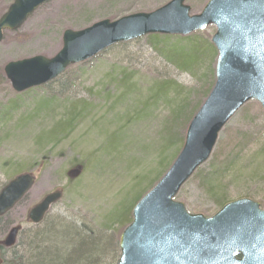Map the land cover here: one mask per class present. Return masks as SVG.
<instances>
[{"label": "rangeland", "instance_id": "rangeland-1", "mask_svg": "<svg viewBox=\"0 0 264 264\" xmlns=\"http://www.w3.org/2000/svg\"><path fill=\"white\" fill-rule=\"evenodd\" d=\"M168 1L47 0L18 29L3 31L0 188L22 171L36 174L29 192L0 219V238L11 226L22 225L16 245L3 250L5 259L23 250L33 227L25 222L27 209L60 188V198L38 227L58 221L107 235L113 252L108 261H115L119 235L131 219L127 206L172 162L167 158L182 145L188 124L183 113L193 107L195 112L214 82L217 52L210 38L215 26L184 36L156 34L152 39L146 35L127 44L119 56L113 49L100 53L69 69L71 77L61 90L44 85L14 92L3 66L35 55L53 56L65 29L80 30L101 19L150 12ZM11 2L0 0V15ZM206 2L185 0L190 15L198 14ZM177 63L183 69L197 66L181 72L175 68ZM165 79H173L176 88L149 99L154 89L164 88L155 84ZM180 102L185 105L183 113L169 125L168 116ZM70 116L71 127H63ZM76 164L82 169L70 179L66 172ZM208 180L214 185H208ZM221 194L226 202L246 197L264 209V109L255 100L246 102L225 124L209 159L181 186L175 199L190 213L211 216L223 205L217 204L216 196ZM121 218L126 222L119 225Z\"/></svg>", "mask_w": 264, "mask_h": 264}, {"label": "water", "instance_id": "water-1", "mask_svg": "<svg viewBox=\"0 0 264 264\" xmlns=\"http://www.w3.org/2000/svg\"><path fill=\"white\" fill-rule=\"evenodd\" d=\"M47 0H13L0 16L3 30H16ZM185 0H169L150 12L115 20L101 19L80 29H65L52 57L35 55L6 63L5 77L15 92L43 85L68 66L88 60L108 47L147 34L187 35L215 26V80L190 119L182 147L158 181L132 207V220L119 236L116 264H264V209L246 197L225 203L211 216L190 213L175 200L181 186L205 163L218 133L247 101L264 109V0H208L189 15ZM81 166L66 174L75 178ZM22 172L0 188V216L20 202L35 183ZM61 196L56 188L28 208L25 221L40 223ZM21 225L11 226L0 246L15 245Z\"/></svg>", "mask_w": 264, "mask_h": 264}, {"label": "trees", "instance_id": "trees-1", "mask_svg": "<svg viewBox=\"0 0 264 264\" xmlns=\"http://www.w3.org/2000/svg\"><path fill=\"white\" fill-rule=\"evenodd\" d=\"M158 36L159 35H149V37L152 39ZM164 37H171V36H164ZM129 43L130 42H124L113 45L104 52L113 49L115 50V54L119 56V53L120 54L124 53L125 51L124 47L127 46V44ZM155 44L156 43H154V45ZM189 46L191 47L192 44H190ZM167 59H166L167 62H169L170 59L168 56ZM85 62L68 67L63 74H61L51 82L45 84V86L51 87L52 89H54L55 87L56 90H61L65 86V83L67 82L69 77H71L67 73L69 69H73L78 65L84 64ZM176 66L175 68L178 71L183 72V71L191 70L193 67H196L197 65L191 66L187 69H183L182 68L183 65L179 63H177ZM120 79H122V83H123L122 85L125 86L127 83V79H125L124 77ZM54 84L56 86H53ZM155 85L164 88L154 89L149 99L152 97L154 98V100H156L158 97L161 96V94L163 95L165 90L168 91L169 90L168 88H176L177 86L176 82L173 79H165ZM184 107L185 105H183V103L180 102L179 106H177V108L171 114H169L168 116L170 120L169 125H172V122L175 121L176 116L183 113ZM195 109L196 107H193L192 109H190L188 113L187 112L183 113V117L186 114V116L184 117V123H188ZM72 121H73V117L71 116L64 119L63 127L70 128ZM166 130L170 131L171 128L167 125ZM172 135L174 134H171L170 136ZM169 141H171L170 137H169ZM166 142H167V138L164 140V143ZM179 142L180 143L182 142V138L181 140H179ZM180 148H181V144L172 151L170 155L171 157H168L167 161L169 159L170 161L174 159ZM39 163L38 165H40ZM80 164H76L75 167L81 166ZM163 164L164 163L159 164L160 167ZM167 166L168 164L165 167H162L161 172L164 171V169ZM212 180H208V185H214ZM140 196L141 195H137L132 199L133 202H131V204L127 206L128 210L126 214L128 213V211L130 212L132 207L131 205H133V203ZM216 197H217V204L221 205L226 202V197L224 195L221 194ZM130 220L131 219H129L127 223H129ZM125 222L126 221L124 220V218L118 220L119 225ZM127 223H125V225ZM38 225H33L31 230L28 232L29 234L26 237V241L23 245V250L21 251L20 254L15 255V253L13 252V255L7 260L5 259V252L3 251L6 249L0 250V264H110L111 263L108 261L112 257V253H113L112 247L110 245L111 240L109 236L103 234L99 236L93 231L89 229H85L84 227L77 228L74 225L65 224L63 222H58V221H52L51 223H48V221H46L45 226L42 229L39 228ZM117 258H118V254H116L114 258L115 261L111 264H115Z\"/></svg>", "mask_w": 264, "mask_h": 264}]
</instances>
